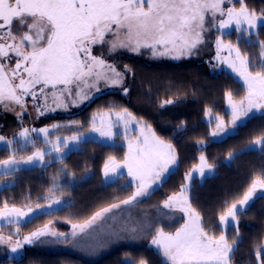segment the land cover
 Returning <instances> with one entry per match:
<instances>
[{
	"label": "snow or ice",
	"instance_id": "snow-or-ice-1",
	"mask_svg": "<svg viewBox=\"0 0 264 264\" xmlns=\"http://www.w3.org/2000/svg\"><path fill=\"white\" fill-rule=\"evenodd\" d=\"M238 2L239 9L234 6V0H0V105L5 110H11L10 103L15 104L23 112L26 111L24 98L30 96L34 101L41 97L45 101V104L37 106L39 115H43L44 111L67 108L64 98L65 94L73 96L72 86L76 89V99L73 100L76 103L90 98L85 89L99 91L97 85L101 80L112 86L122 84L123 74L113 64L107 63L103 54L93 55L94 47L107 46L109 53L118 50L139 53L141 49H147L153 57L180 59L194 55L205 43V33L216 28L221 33L215 41L216 58L227 63L243 81L246 93L239 101L233 98L232 92L225 93L231 108L232 130L225 132L224 122L218 117L217 130L210 135L217 137L224 133L226 138L235 134L236 128L244 123L242 117H247L253 110H264V40L251 39L264 28V11L258 15L248 9L244 0ZM231 30L238 34L235 44L231 41L225 43L222 38L231 34ZM241 39L249 45L258 44V64L242 53L238 46ZM225 49L228 57H221L220 52ZM46 89L51 91L46 92ZM124 91L127 92V89ZM49 95L55 105L53 108L47 105ZM164 103L171 104L173 101L166 100ZM22 112L17 113L18 117ZM111 115L102 117L99 126L94 116L90 132L113 140L118 135L114 129L123 124L128 150L122 163H118L115 157L108 158L104 164V176L108 178L111 174L119 178L124 174L122 169H127V175L132 178L129 186L134 183L135 191L127 199L101 208L83 223L72 224L73 238L78 232L92 229L98 220L105 219L114 209H120L122 205L134 206L141 202V198L150 197L153 186L161 182L164 174L176 163L173 146L156 136L149 125L140 126L128 109L116 112L115 120ZM133 123L139 127V136L135 139L127 135ZM30 132L43 133L45 143L52 147L50 152L36 149L26 159L21 158L24 164L42 161L51 152L59 154L61 147L69 148L70 142L78 146L86 140V135L80 133L64 140L58 137L53 142L47 139L48 128H24L18 135L25 142L34 144ZM0 142L8 146L13 143L3 136H0ZM252 145L264 148V137L256 138ZM232 155L229 153L228 158L231 159ZM20 162L10 155L0 161V170L5 175L11 174L19 170ZM212 168L201 155L200 164L193 171L203 176L205 169L211 171ZM190 178L191 172L185 179ZM257 189H264L262 176L253 179L242 198L227 205L219 216L221 225H236L237 235L231 242L225 231L217 236L205 229L201 213L192 206L187 196V184L163 201L162 209L171 211L158 208L160 218L152 222L140 221L126 230L133 236L147 231L151 236V245L161 257V264H234V254L242 240L239 237L238 214L249 205ZM36 210L43 211L39 206ZM176 211L183 213L184 222L175 231H168L166 228L173 224L166 225L164 221H175L172 213ZM30 214H34L31 208L23 211L9 208L5 203L0 208V221L19 224ZM13 235L19 236V228L7 237L0 235V244H9L13 253H17L24 244H32L48 235L56 239L69 238L64 233L50 231L48 225L23 236V243L20 239L13 242ZM254 252L257 264H264V243L257 245ZM139 264H146V261L141 260Z\"/></svg>",
	"mask_w": 264,
	"mask_h": 264
},
{
	"label": "trees",
	"instance_id": "trees-1",
	"mask_svg": "<svg viewBox=\"0 0 264 264\" xmlns=\"http://www.w3.org/2000/svg\"><path fill=\"white\" fill-rule=\"evenodd\" d=\"M244 2L251 11H264V0ZM260 30L259 38L264 40V28ZM254 37H251L253 41ZM238 46L250 60H257L258 44L249 45L241 39ZM118 63L124 64L127 69V92H111L99 96L75 113L71 122L61 124L50 131L48 136L53 138L88 129L91 116L97 111L128 109L133 116L149 125L156 136L170 143L177 156L175 168L153 193L154 198L156 197L154 201L179 190L185 174L197 163L199 153H203L206 161L213 164L214 172L201 182L193 179L188 193L192 206L201 213L205 229L217 235L221 232L219 216L226 206L242 198L253 179L257 176L264 177V148L261 151H236L231 159L224 160L230 151L264 133L262 115H253L235 134L220 141H211L210 124L203 118L205 112L227 116L224 107L225 93L230 91L233 98H238L244 92L239 82L229 73L224 70L208 72L199 62L152 64L132 57H121ZM165 99H174L175 103L172 105L178 106L177 114L170 116L167 114L169 108L159 106ZM59 117L60 115L54 116L52 119ZM52 119H45L42 123ZM7 121L12 125L17 123L16 120ZM8 129L9 124L6 123L5 130ZM12 153L14 152L7 147H1L0 161ZM109 157L122 159L124 146L119 143L105 144L85 140L62 159L44 166L3 174L1 177L11 183L0 189V207L5 203L8 206L40 205L47 200V194L58 192L67 197L65 205L50 212L35 214L18 227L23 232H28L50 220H55L58 225L86 220L95 211L125 199L133 192L131 186L121 184L118 180L106 183L101 181L99 170L103 161ZM62 170L74 180L72 186L52 184L56 173ZM142 201L148 207L154 202L148 198H143ZM258 202L260 205L256 204L251 208L247 217L244 211L239 213L238 228L242 240L234 254V264H257L254 249L264 243V201ZM225 232L230 242L237 235L235 226H228ZM139 260H146L148 264H161L159 254L147 246L117 248L92 261L65 252H26L15 259L1 258L0 264H137Z\"/></svg>",
	"mask_w": 264,
	"mask_h": 264
},
{
	"label": "rangeland",
	"instance_id": "rangeland-1",
	"mask_svg": "<svg viewBox=\"0 0 264 264\" xmlns=\"http://www.w3.org/2000/svg\"><path fill=\"white\" fill-rule=\"evenodd\" d=\"M229 6H233V5H225V7H229ZM234 6L237 9H239L240 4H239L238 0H234ZM256 13L258 15L261 14V12H256ZM260 31L261 30H259L258 35H254L255 41L261 40L259 38ZM232 34H233V37H231ZM220 35H221V33L219 31H217L216 28H211L210 31L205 33V43L203 45L199 46V48H198V50H196L195 54L192 56L182 57L180 59H173L171 57H153L151 55V52L147 49H141V51L139 53L130 52L127 50H118L116 52L109 53L107 50V46H103V47L96 46V47H94L93 48V55L103 54V58L107 61V63L113 64L116 67V70L123 74L122 84L119 86H112L110 84H106L103 80H101L97 85V87L99 88V91H97L95 88L85 89V91L87 92V94L90 98L87 100H83V102L77 101L76 103H73V100L76 99V97H75L76 89H75V86H72L73 87V96L69 97V96H67V94H65V98H64V101L67 104V108L60 107V108H56L55 111H44V115L41 118L44 120L45 119L47 120V119H52V117L58 116V115H60V117L59 118H53L49 122L40 123V124H39V122L41 120H40V115L37 116V114H38L37 106L45 104L43 97H41L40 99H38L36 101H34L32 99V97H30V96L25 97L24 99H25L26 111H23V112H22L21 108L15 104L10 103L9 107L11 110H5L3 105H0V136L5 137L6 140H12L13 141V143L10 146L4 144L3 142H0V148L1 147H7L12 152H14L11 155H14L18 161H21L19 163V169L29 168V167H34V166H44V165L50 163L51 161L62 159L63 157H65L68 154V152H70L71 150L77 149L78 146L76 144L70 142L69 148L61 147L59 154L57 152H51L50 155L46 154L42 161H37L33 164H24L22 162L21 158L26 159L28 156L32 155L36 149L43 150L46 153L50 152L52 145L45 143V136L43 133L30 132V138H31V141H34V144L32 142H25L23 140V138H21L18 135V133L20 131H22L24 128H28L30 130L31 129L48 128L49 132L54 131L56 128L52 127L53 125L67 124V123L71 122L72 116L75 113H77L80 109L87 106L92 100L98 98L101 95L108 94L111 92L117 93L116 91L110 90V88H119V90H122L123 93H125L124 89L127 88L128 77H127V69H126L125 65L118 63V60L121 57H132L135 59H139L143 62L152 63V64H186V63H190V62H199L206 68V70L208 72H211V73H217L219 71L224 70L227 73H229L234 79H236L244 90V92L241 94L240 97L234 98L235 100L239 101L240 98L246 94L243 81L236 75L235 72H233V70L228 66L227 63H224L221 60H218L216 58L217 50H216V46H215V41H216L217 36H220ZM237 35L238 34L234 30H231V34L225 35L222 38H223L225 43L231 41L235 44L237 41ZM245 35H247V34H245ZM257 36H258V38H257ZM256 53H257V55H256L257 60H255V58H254V60H251L254 64L259 63V56H260L259 46H258V50L256 51ZM220 56L221 57H228V51L226 49L222 50L220 52ZM232 58H234V54H233ZM13 63H14V61H13ZM45 91L50 92L51 90L46 89ZM118 93H120V92H118ZM166 100H172L173 103H175L174 99H165V100H162L160 102L159 106L161 108H169L170 110H168L167 114L170 116L177 114L179 111L178 106L172 105L173 103L165 104L164 101H166ZM224 102H225L224 107H225L227 116H221V115L213 114L210 111L205 112V114L203 116V118L207 122H209V124H210L209 125L210 126V132H209L210 134L213 131L217 130L216 126H217V122H218L217 121L218 117L221 118L224 122L225 132H231V130H232L233 126L231 125V119H232L231 108L228 105L226 96H225ZM47 105L49 108L55 107V105L52 102V97L50 95H49L48 100H47ZM161 105H163V106H161ZM121 111L122 110L97 111V112L93 113V115L91 116V122H92L93 117L95 116L96 121H97V126H99V121L102 117L107 118L108 114L111 113L112 114L111 115L112 120H115V118H116L115 113L121 112ZM20 112H22V115L18 117L17 113H20ZM27 115L29 116L28 119L22 118V116H27ZM253 115H262L261 119L264 120V110H261V111L253 110V112L249 113L247 117H242V120L244 122L242 125L247 123ZM8 119H11L13 121L16 120L17 123L15 122V124L12 125V124H10V122H6ZM135 120L137 122H139L140 126L146 125L142 120H140L136 117H135ZM6 123L9 124L8 130H5ZM237 124H241V122L237 121ZM91 126H92V124L88 127V129L81 131V132H76V133L69 134V135H59V136L53 137V138H50L48 136L47 139L55 142L58 137L61 140H64V139L71 138L74 135L83 133L86 135V140H96L98 142L105 143V144H113V143L122 144L124 146V156H125V153L127 152L128 149H127V140L124 137L123 124H121V126L119 128L114 129V131H116L118 133V135L113 140L101 138L98 136V134L91 133L90 132ZM238 130H239V127L236 128L235 132H237ZM145 131H147V129H145ZM127 135L131 139H135L137 136H139V127H138L137 123L131 124L130 131L128 132ZM258 137H264V133L260 136L255 137V138H251L246 143L240 145V147H238L237 149L230 151V153H232L234 155L236 153V151H242V150H248V149L261 151L263 148L260 145H255V146L252 145V142ZM223 138H224V133H220L219 136H217V137H213V136L209 135V140H211V141H220ZM41 143H44V144L41 145ZM21 145H23V146H21ZM201 155L204 156L203 153H199L197 163H195L189 169V171H187V173L185 174L184 181L180 185V188L182 185H185V184H187L189 187L190 184L193 182V179H196L197 181L201 182L204 179V177L211 175L214 172L215 168H214L213 164H210L213 166L212 170L208 171V169H205V174L203 176H201L198 171H193V169L200 164V156ZM228 157H229V153L224 157V160L228 161L229 160ZM8 158L9 157H7L3 160H6ZM123 159H124V157L120 160L116 159V161L118 163H122ZM3 160H1V161H3ZM107 160H108V158H106L103 161V163L100 167V170H99V177H100L101 181L103 183H106V182H112V181L118 180L121 182V184L123 183L125 185H129V182L132 180V178L127 175V169H122L124 174L122 176H120L119 178H116V177L112 176L111 174L108 178H106L104 176V164ZM176 164H177V156H176V163L170 167L169 172L164 174V177H162L161 182H158L157 185L153 186L154 191L152 192V195L150 197H146L145 199L148 198L151 202H153L154 199H156V197L154 198L153 193L155 194L157 189H159L162 181L175 168ZM190 172H191V178L186 180L185 177ZM1 175H3L2 170H0V189L11 183L9 180H6V178L1 177ZM51 182L53 185L68 187V186L73 185L74 180H72L69 177V175L66 172H64V170H62V171H60V173H56L55 177L53 178V180ZM130 186L134 192L135 191V184L132 183ZM180 188L176 193H178L180 191ZM170 195H172V194H167V195L161 197V199L155 200L153 202V204H151L149 215L147 214V207L148 206L146 203H145L146 205H143V203H142L143 198H141L142 202H140L134 206H131L128 209H114L113 213L107 214L105 219L98 220L92 229H88L84 233L78 232V234L74 238L71 237L68 240H64L62 238L56 239L55 237L48 235V236L42 237L38 241L33 242L32 244H24V246L21 249H19L17 253L11 252L9 244H0V252H1L0 253V259L1 258L18 257L21 254L25 253L27 247H30V250L36 251L39 253H47V252L61 253V252H65V253L73 254L79 258H82L83 260H87V261L95 260L96 258L94 256L101 254V253H104L106 249H108L111 245L115 244L117 239L122 240L125 237L136 238V235L133 236V234L130 231H129L130 233L128 235L126 233L128 231L126 229H129L132 225H135L136 223H138V222H135L136 218L139 221H145V222H152V221L160 218V214L157 211V209L158 208L162 209L161 207H162L163 201ZM187 196L189 197L188 192H187ZM46 197H47V200L43 204H40V205L8 206L9 208L16 207V208H19L23 211H28V209L31 208L34 210V214H30L28 217L23 218L19 224H7L4 221H0V235L7 237L11 233H14L16 231L18 225H21V223H24L27 219H29L33 215L38 214V213L50 212V211L55 210L59 207H62L63 205H65L68 202L67 197L65 195L58 193V192H51V193L47 194ZM127 198H125V199H127ZM259 200L264 201V189H257L256 193L253 196L252 201H250L249 205L245 207L244 213H245L246 217H247L248 213L250 212L251 208H254L256 204H259V202H258ZM55 201H59V203H55ZM118 201L120 202L122 200H118ZM115 202H113V203H115ZM119 202H117V203H119ZM49 205H51V207H49ZM37 206H39V208L42 209L43 211H37L36 210ZM104 207H107V206H104ZM0 208H3V206H1ZM99 210H97V211H99ZM162 210L165 212L171 211L169 209H162ZM97 211H95V212H97ZM177 212L178 211L172 213L176 217L175 221H172V222H169L167 220L164 221V223L166 225L168 223L173 224L172 227L166 228V230L175 231V228L179 227L180 224H182V220L184 222L183 213L179 212V214H178ZM239 215L240 214H238V224H239ZM246 217H244V220ZM54 221L55 220H50L49 222L47 221L46 223H44L43 225H39L38 227H36L32 231H36L37 229H41L45 225H48L50 231H55L57 233H64L66 236L70 237L71 233L73 231L72 224H80V223H83L85 220L68 222V223H64V224H60V225L56 224ZM4 225H8V226L5 227ZM119 225L122 227L124 234L119 229V227H118ZM219 226L221 228V231L222 230L226 231L228 226H235L236 227V225H233V224H229L227 226L221 225L220 222H219ZM30 233L24 234V232L21 230V228H19V236L13 235L12 241L15 242L17 239H20L21 242L23 243L22 237L29 235ZM114 233H118V235H114ZM220 233H218L217 236ZM59 240L63 241V242H60ZM141 240L145 243L149 242L151 240V236L149 235L148 238H146L145 236H142ZM150 245H151V243H150ZM4 246H5V249L3 250ZM136 247L137 246H135L134 248H136ZM151 247L153 248V250L156 253H158L155 246L151 245ZM127 257H125V260H128ZM129 259H130V257H129ZM140 261L141 260H139V262ZM144 261H146V260H144ZM139 262H137V264H139ZM146 264H148L147 261H146Z\"/></svg>",
	"mask_w": 264,
	"mask_h": 264
},
{
	"label": "crops",
	"instance_id": "crops-1",
	"mask_svg": "<svg viewBox=\"0 0 264 264\" xmlns=\"http://www.w3.org/2000/svg\"><path fill=\"white\" fill-rule=\"evenodd\" d=\"M110 90H113V91H116L117 93L118 92H120V93H123V91L122 90H119V88H110ZM44 115V114H43ZM43 115H40V122H39V124L40 123H42L43 121H44V119H42L41 117L43 116ZM37 116H39V114H37ZM28 115L27 116H22V118H26V119H28ZM6 122H8V121H6ZM70 177V176H69ZM177 192V191H176ZM176 192H173V193H176ZM173 193H169V194H173ZM123 200V199H122ZM117 202H119V201H116L115 203H117ZM131 206H121V208L120 209H128V208H130ZM150 208L151 207H147V214L149 215V212H150ZM162 208V207H161ZM178 214H179V212H177ZM182 220V219H181ZM135 222H140L137 218H136V221ZM134 222V223H135ZM182 223H183V220H182ZM119 227V229L122 231V233L124 234V231H123V229H122V227L119 225L118 226ZM17 228H18V226H17ZM34 230V229H33ZM31 231H28V232H24V234L26 233V234H28V233H30ZM33 232V231H32ZM31 232V233H32ZM127 233V235L130 233L129 231H127L126 232ZM142 236H145L146 238H148L149 237V234H148V232L146 231V232H143V233H137L136 234V238H134V237H125L124 239H117L116 240V242H115V244L114 245H111L108 249H106L105 250V252L104 253H101V254H98V255H96V256H94L95 258H98L99 256H101V255H104V254H106V253H108V252H110V251H112V250H115V249H117V248H134L135 246H137V247H140V246H147V247H151V245H150V241L149 242H143L142 240H141V238H142ZM71 238V236L68 238V239H70ZM67 239V240H68ZM60 241V240H59ZM60 242H63V241H60ZM5 249V246H4V248H3V250ZM26 252H36V251H32V250H30V247H27L26 248V251H25V253ZM1 253V252H0ZM36 253H39V252H36ZM23 254H21L20 256H22ZM20 256H18V257H11L12 259H15V258H19Z\"/></svg>",
	"mask_w": 264,
	"mask_h": 264
}]
</instances>
